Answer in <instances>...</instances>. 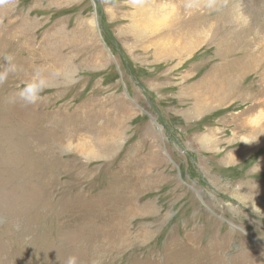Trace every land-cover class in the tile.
<instances>
[{
    "label": "rangeland",
    "instance_id": "obj_1",
    "mask_svg": "<svg viewBox=\"0 0 264 264\" xmlns=\"http://www.w3.org/2000/svg\"><path fill=\"white\" fill-rule=\"evenodd\" d=\"M262 15L0 0V264H264Z\"/></svg>",
    "mask_w": 264,
    "mask_h": 264
},
{
    "label": "bare ground",
    "instance_id": "obj_2",
    "mask_svg": "<svg viewBox=\"0 0 264 264\" xmlns=\"http://www.w3.org/2000/svg\"><path fill=\"white\" fill-rule=\"evenodd\" d=\"M229 8H231V7H229ZM227 11H229V10H227ZM257 20H258L257 23L260 25V29H259V32H257V34H260L258 36H264V15L259 16L257 18ZM253 26L255 27L256 26V23ZM254 27H247V28L246 27L245 28L242 27V28H240L239 31H237V33H235V36H251L252 34L255 33V29H253ZM255 36H257V35H255ZM235 65H236V62H235ZM229 79H232V76H230Z\"/></svg>",
    "mask_w": 264,
    "mask_h": 264
},
{
    "label": "clouds",
    "instance_id": "obj_3",
    "mask_svg": "<svg viewBox=\"0 0 264 264\" xmlns=\"http://www.w3.org/2000/svg\"><path fill=\"white\" fill-rule=\"evenodd\" d=\"M68 264H75V259L74 258L69 259Z\"/></svg>",
    "mask_w": 264,
    "mask_h": 264
},
{
    "label": "crops",
    "instance_id": "obj_4",
    "mask_svg": "<svg viewBox=\"0 0 264 264\" xmlns=\"http://www.w3.org/2000/svg\"><path fill=\"white\" fill-rule=\"evenodd\" d=\"M255 131H257V130H255V129H252V130H251L252 133H255ZM252 144H253V143H252ZM253 145H254V144H253Z\"/></svg>",
    "mask_w": 264,
    "mask_h": 264
}]
</instances>
